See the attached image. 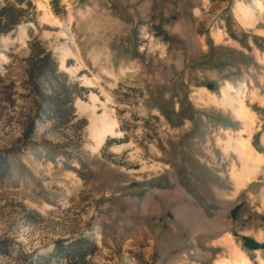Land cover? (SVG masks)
I'll return each instance as SVG.
<instances>
[{
  "label": "rangeland",
  "instance_id": "1",
  "mask_svg": "<svg viewBox=\"0 0 264 264\" xmlns=\"http://www.w3.org/2000/svg\"><path fill=\"white\" fill-rule=\"evenodd\" d=\"M1 8L0 264H264V0Z\"/></svg>",
  "mask_w": 264,
  "mask_h": 264
},
{
  "label": "trees",
  "instance_id": "2",
  "mask_svg": "<svg viewBox=\"0 0 264 264\" xmlns=\"http://www.w3.org/2000/svg\"><path fill=\"white\" fill-rule=\"evenodd\" d=\"M17 24H18V20L14 19V17L13 19H10V15L6 9H2V8L0 9V33L6 32L7 30L16 26ZM37 43H38L37 41H33L32 44L30 43V49L32 50V52L34 50L33 49L34 46ZM41 51L44 52L43 49H41ZM32 59H34L35 62L39 64V66L38 65L35 66V64H31L30 66L31 70H29L28 72V77L30 78V81L35 80L36 78H38V76L46 75L47 73L50 72V70L55 69L56 67V62H54L49 52L44 53L40 57H37L34 55ZM64 92H66V89L63 90V93L61 94V98L64 97L65 95ZM65 100H68V97H65L64 101ZM31 127H32V124H31ZM60 249L62 250L64 249L63 251L67 254H71L73 252L80 254L84 252L82 243L80 244L79 240L70 241L65 246L60 247Z\"/></svg>",
  "mask_w": 264,
  "mask_h": 264
}]
</instances>
